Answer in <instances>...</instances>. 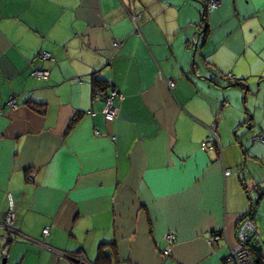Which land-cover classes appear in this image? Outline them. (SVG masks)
Listing matches in <instances>:
<instances>
[{
  "label": "crops",
  "instance_id": "0c3cea01",
  "mask_svg": "<svg viewBox=\"0 0 264 264\" xmlns=\"http://www.w3.org/2000/svg\"><path fill=\"white\" fill-rule=\"evenodd\" d=\"M221 1L0 0V264H226L245 219L264 249V0Z\"/></svg>",
  "mask_w": 264,
  "mask_h": 264
},
{
  "label": "built area",
  "instance_id": "2783aa9c",
  "mask_svg": "<svg viewBox=\"0 0 264 264\" xmlns=\"http://www.w3.org/2000/svg\"><path fill=\"white\" fill-rule=\"evenodd\" d=\"M206 10L213 11L218 9L222 3L219 0H205ZM138 17L133 16L132 21L136 26V21ZM137 28V26H136ZM116 47L120 45L115 43ZM44 60H50L51 55L45 52L42 56ZM36 78L40 80H48L49 72L48 71H35L33 74ZM167 84L170 89H173L176 83L173 80H167ZM111 87V85H110ZM100 94L97 93L96 97L100 98ZM105 100V105L103 108V115L109 121H115L118 117V108L116 105V100L119 102L122 100V95L116 89L111 87V91L103 97ZM9 104L12 108H17L18 103L16 98H11ZM209 137L208 140L202 142V150L203 151H217L220 148V140L217 134V128L215 125L209 128ZM255 141H263L262 136H256L254 138ZM231 175L230 170L225 171V176L229 177ZM14 202L11 198V206L8 214L5 217V225L4 228H8L11 231L12 227L15 223V214H14ZM238 231H237V244L234 249L230 252L226 264H264V249L262 248V242L257 234V226L256 224L250 220L245 219L241 221ZM15 232V231H13ZM50 234V229L46 228L44 230V235L48 236ZM174 237H169V242L172 243L174 241ZM168 253V252H167ZM166 253V254H167ZM2 256L7 258L9 256V249L5 247L2 251ZM79 261V260H78ZM81 263V261H80Z\"/></svg>",
  "mask_w": 264,
  "mask_h": 264
},
{
  "label": "rangeland",
  "instance_id": "374dc122",
  "mask_svg": "<svg viewBox=\"0 0 264 264\" xmlns=\"http://www.w3.org/2000/svg\"><path fill=\"white\" fill-rule=\"evenodd\" d=\"M200 1V3L201 4H199V7H200V11H201V14H200V24H203V22H202V18H203V15H204V8H203V3H204V5H205V0H199ZM219 1H221V0H219ZM222 2V1H221ZM195 5V4H194ZM129 16V15H128ZM140 22V20H138V23ZM172 64V66H176V62H174V63H171ZM193 64V63H192ZM144 65H146V63H144ZM212 68H214L213 66H211ZM168 70H170V69H168ZM171 71V70H170ZM172 72H176L175 71V69L172 71ZM229 75V78H230V74H228ZM199 78V77H198ZM205 79H210V81H212V78H208L207 76L206 77H204ZM229 78H227V77H224V76H222L219 80L220 81H224L225 82V80H226V82L228 81V80H231V79H229ZM167 79H171V77L170 78H167ZM172 80H174L175 82H178V79L177 78H175V77H173L172 78ZM229 82V81H228ZM215 83V82H214ZM216 85H218L217 83H215ZM236 84L237 85H239V86H241L243 83L242 82H240V81H236L235 82V88L236 89H239L241 92H242V94L238 97L239 98V100L241 101V111H242V113L244 114V122H246L247 120H248V118H250V116H248V115H246L245 114V112L247 111V110H251L252 108H253V110H255V112H258V107L259 106H263V104H261V100H259V98L260 97H262L263 95L262 94H255V95H253V96H250V101H249V107L248 108H246L245 107V101H244V99H245V94H248V93H246L245 92V89H243L242 87H239V86H236ZM231 86V85H230ZM229 86V87H230ZM220 87L222 88L221 90H222V92H223V90H225L226 89V86H217V88H219L220 89ZM228 87V86H227ZM239 87V88H238ZM225 88V89H224ZM229 89H231V88H228L227 90H229ZM233 90V89H232ZM204 91H206L205 89H204ZM207 92V91H206ZM235 92V91H234ZM264 112V110L263 109H261V110H259V113H263ZM243 122V123H244ZM246 124V125H245ZM245 124H243V126H242V128L244 129V130H246V128L247 129H250V127H252V129H254L255 128V125H254V123H250V121L247 123H245ZM258 128H259V132L261 131V127H260V125H258ZM262 128H263V126H262ZM247 131V130H246ZM263 136H264V134H263ZM262 144H264V143H262ZM258 204V203H257ZM256 204V205H257ZM254 208H257L256 206L254 207ZM256 213H257V210H255V212H254V215H256ZM263 232V231H262ZM259 234H260V237H261V239H263L262 238V235H261V233L259 232ZM264 240V239H263ZM262 242V241H261ZM2 245L4 246V242L2 241ZM2 246V247H3Z\"/></svg>",
  "mask_w": 264,
  "mask_h": 264
},
{
  "label": "trees",
  "instance_id": "16d2710c",
  "mask_svg": "<svg viewBox=\"0 0 264 264\" xmlns=\"http://www.w3.org/2000/svg\"><path fill=\"white\" fill-rule=\"evenodd\" d=\"M206 6V5H205ZM222 6V5H221ZM215 10H217V9H215ZM215 10H213V11H215ZM207 11V10H206ZM208 12H210V11H208ZM212 12V11H211ZM231 77V76H230ZM94 87H95V91H94V94H93V97H95V99L97 98L96 97V95H97V93H99L101 96H100V98H103L106 94H107V97H108V94H109V92L111 91V87H113V88H116V86L114 87V86H111L110 87V85H109V83L108 82H106L105 80H101V79H97V78H95L94 79ZM176 83V82H175ZM175 87H176V85H175ZM174 87V88H175ZM173 88V89H174ZM12 98H16V97H12ZM11 99V98H10ZM16 100H17V98H16ZM105 100L106 99H102V110H103V108H104V105H105ZM119 101L118 100H116V105H118L117 103H118ZM17 103H18V100H17ZM37 105V104H36ZM18 106H19V103H18ZM38 106V105H37ZM39 107L40 108H42V109H44V105H39ZM78 120H77V118H75V119H73L72 120V123L70 124V128H73L75 125H76V122H77ZM216 126V125H215ZM216 128H217V126H216ZM250 128H252V127H250ZM217 134H218V131H217ZM219 136V135H218ZM219 150V149H218ZM217 150V151H218ZM11 197V196H10ZM12 198V197H11ZM14 202V201H13ZM10 206H11V199H10V202H9V208H8V212H9V209H10ZM8 212L6 213V215L8 214ZM14 214H15V207H14ZM6 215H5V217H6ZM4 225H5V220H4V223L2 224V226H1V228L3 229V231L5 232V237H4V240L5 241H10L11 242V239L12 238H17L18 236H19V232H18V230L15 228V223H14V226L12 227V230L13 231H15V232H13V231H11L10 229H8V228H4ZM14 240V239H13ZM15 241H16V239H15ZM5 243V242H4ZM5 247H3L2 248V250H1V254H2V251H3V249H4ZM8 248V247H7ZM3 257V256H2ZM3 259H4V261H5V257H3ZM5 264V263H4Z\"/></svg>",
  "mask_w": 264,
  "mask_h": 264
},
{
  "label": "water",
  "instance_id": "95a60500",
  "mask_svg": "<svg viewBox=\"0 0 264 264\" xmlns=\"http://www.w3.org/2000/svg\"><path fill=\"white\" fill-rule=\"evenodd\" d=\"M196 1H198V2H199V0H196Z\"/></svg>",
  "mask_w": 264,
  "mask_h": 264
}]
</instances>
